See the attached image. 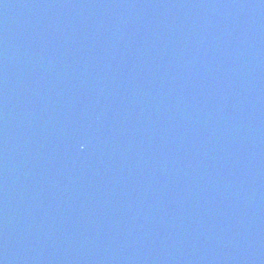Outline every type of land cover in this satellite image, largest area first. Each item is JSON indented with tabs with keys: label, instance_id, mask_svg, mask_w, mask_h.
Here are the masks:
<instances>
[{
	"label": "water",
	"instance_id": "1",
	"mask_svg": "<svg viewBox=\"0 0 264 264\" xmlns=\"http://www.w3.org/2000/svg\"><path fill=\"white\" fill-rule=\"evenodd\" d=\"M183 1V6L190 2L189 0ZM191 1L197 2L199 11L198 13L192 12L186 18V35L183 38V43L191 45L197 36L202 37L201 30L207 28L206 20L212 22L221 14L227 15L233 20L234 23L231 21L232 25L242 23L244 20V8L240 4L242 0ZM155 3L156 1L150 2L154 6ZM5 4L11 6L13 1L0 0V19L8 16L12 11L11 8L7 10ZM245 6H247L245 8V12H247L248 3H245ZM201 11L205 21L200 20L198 17ZM195 16L196 19L193 18ZM181 19L182 23H184L183 18ZM225 21H228L227 17ZM191 22L196 25L195 28L191 26ZM235 30L236 28H231L230 35L232 34L236 50L237 48L241 50L244 43L241 40L240 33L238 32L239 34H237ZM247 35L250 37L253 50H258L264 56V29L254 25L247 30ZM152 41H155V37H153ZM236 50H234V53ZM257 59H260V57L258 56ZM208 63L209 61H203L200 64H203L202 66L204 67ZM215 63L221 64V62ZM0 66L6 77L10 76L9 70H15L13 67L5 70L7 64H0ZM232 69L234 70V67ZM78 70V66L75 65L69 72V76H75ZM140 74L141 71H138L137 75L139 76ZM144 86L143 82L137 83V79H134L126 86V89L138 93ZM187 88L192 91V97L188 101L193 103L200 102L202 96L198 94H208L216 103L215 93L208 85H205V90H200L195 85H190ZM230 89L234 94L238 93V90L233 85H230ZM68 94H70V90ZM71 95L75 96L73 93ZM80 95L82 94H78V96ZM64 99L68 100L69 98L65 97ZM178 99L182 102L186 100L181 93L178 94ZM243 100L239 98V101L243 102L248 108L249 115L245 112L243 117H241L240 113H238L237 124L239 127L245 128V132L243 131L241 134L250 138V144H258L260 141H264V102L252 97H246ZM0 105L16 110V107L9 105L2 95H0ZM61 107H63L62 103L58 104L57 110ZM260 120L261 122H259ZM36 123L44 125L42 120H37ZM50 125L52 126V124ZM59 125L61 131L66 129L64 118H61ZM23 129L26 131L32 130L27 123H24ZM259 136L260 138H258ZM36 139H41V137L38 136ZM32 163L33 156L28 150L22 154L21 162L10 158L1 161V169L6 170L14 177L8 182L0 175V264H35V261L42 263L43 259L47 260V264H79L81 260H88L89 263H92L93 257L100 258L105 255L99 252L102 249L99 240L95 238V253V251H90V249L85 247L86 238L82 235L84 231L88 235L96 233L92 232V230L89 231V226H85L83 218L88 219L90 217L88 214L89 210L80 207H83L85 200L98 201L99 198L84 193L86 184L77 185V181H73L70 188L64 184L67 179L65 170L70 168L68 163L56 162L51 171H49V164L44 161L36 166H33ZM44 164V169H39ZM90 164L91 162L87 163V166ZM151 165L152 162H148L145 167H150ZM208 165L209 170H212L213 166L217 165L214 158H212V161L209 160ZM228 169L229 172L225 175L226 180L230 184L236 185L240 193H246L251 187H259L262 191L264 190L262 175L258 176L257 180H251L246 174H241L240 176L244 181L235 182L236 170L241 171V168L234 164L228 166ZM260 169L263 171L264 168L260 167ZM111 170L114 173L119 172L117 168H111ZM23 174H28L30 177L21 178ZM218 174H222V172H218ZM70 179H81V176L72 174ZM102 184L107 185V187L101 190V194L106 195L109 193L108 201L114 199L116 195V180H107ZM92 185L94 186V184ZM108 185L111 187H108ZM147 188L149 186L145 185L144 189L147 190ZM153 196L148 195L146 197L151 199ZM259 205L260 200L256 202V206ZM260 214L251 218L248 217L246 220H237L236 229H230V226L226 225L227 218L216 222L215 225L205 222L198 224L197 231L201 232L202 230L206 235L202 241L204 242L202 250L194 253L196 257L194 264L206 263L205 259H207L209 264H221L218 259L224 256V252L226 260L223 264H264V213ZM79 223L80 225H78ZM48 230L53 232L49 233ZM58 235H61L60 238L65 239L69 243L67 247L61 250L56 247L59 244ZM232 240L237 241L233 244L235 247L227 249L226 245ZM80 243H84L83 246H80ZM201 244L198 246H201ZM205 248L218 251L213 253V255L211 252L206 251ZM82 252L88 256L85 257Z\"/></svg>",
	"mask_w": 264,
	"mask_h": 264
}]
</instances>
